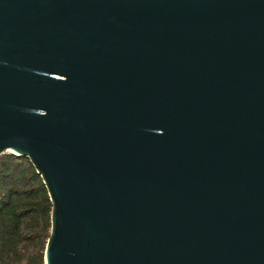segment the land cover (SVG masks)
<instances>
[{"label": "water", "instance_id": "water-1", "mask_svg": "<svg viewBox=\"0 0 264 264\" xmlns=\"http://www.w3.org/2000/svg\"><path fill=\"white\" fill-rule=\"evenodd\" d=\"M5 152L44 264H264V0H0Z\"/></svg>", "mask_w": 264, "mask_h": 264}, {"label": "trees", "instance_id": "trees-1", "mask_svg": "<svg viewBox=\"0 0 264 264\" xmlns=\"http://www.w3.org/2000/svg\"><path fill=\"white\" fill-rule=\"evenodd\" d=\"M51 201L27 157L0 155V264H44Z\"/></svg>", "mask_w": 264, "mask_h": 264}]
</instances>
